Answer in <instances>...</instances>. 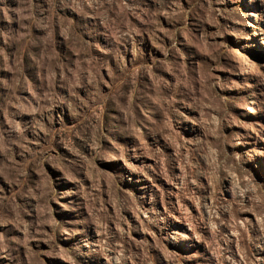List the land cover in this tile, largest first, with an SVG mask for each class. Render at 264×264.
Listing matches in <instances>:
<instances>
[{
    "label": "rangeland",
    "instance_id": "obj_1",
    "mask_svg": "<svg viewBox=\"0 0 264 264\" xmlns=\"http://www.w3.org/2000/svg\"><path fill=\"white\" fill-rule=\"evenodd\" d=\"M0 264H264V0H0Z\"/></svg>",
    "mask_w": 264,
    "mask_h": 264
}]
</instances>
